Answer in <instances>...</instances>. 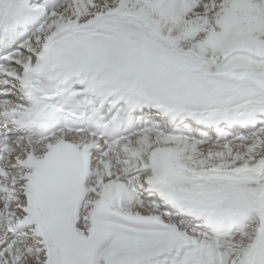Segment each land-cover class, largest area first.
Returning a JSON list of instances; mask_svg holds the SVG:
<instances>
[{"label": "snow or ice", "instance_id": "1", "mask_svg": "<svg viewBox=\"0 0 264 264\" xmlns=\"http://www.w3.org/2000/svg\"><path fill=\"white\" fill-rule=\"evenodd\" d=\"M0 264H264V0H0Z\"/></svg>", "mask_w": 264, "mask_h": 264}]
</instances>
